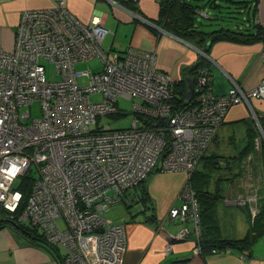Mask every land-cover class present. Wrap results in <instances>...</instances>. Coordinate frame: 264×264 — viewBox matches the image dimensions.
<instances>
[{
  "label": "built area",
  "instance_id": "obj_1",
  "mask_svg": "<svg viewBox=\"0 0 264 264\" xmlns=\"http://www.w3.org/2000/svg\"><path fill=\"white\" fill-rule=\"evenodd\" d=\"M107 33L101 16L85 23L66 0L21 14L14 50L0 49V206L11 214L21 209L23 193L15 187L31 174L32 190L19 221L37 227L62 249L63 264H123L126 228L106 219V211L129 202L131 190L155 170L183 172L187 180L177 197L181 204L172 205L165 220L193 224L171 240L193 232L197 254L198 201L187 181L233 106L247 105L259 125L252 102L264 99V79L251 90L232 80L229 92L217 96L210 70L203 68L194 78L192 99L178 109L176 80L160 71L157 54L129 47L110 56L103 49ZM94 58L102 70H77L79 62ZM42 60L56 66L60 80L47 79ZM80 78L89 84L82 86ZM95 94L102 95L100 103L91 101ZM119 98L137 100L135 118L130 128L112 130L100 119L124 113L117 107ZM34 102H40L41 117L33 119L24 108ZM147 118L166 125H147ZM256 197L226 202L244 205ZM58 220H64V228Z\"/></svg>",
  "mask_w": 264,
  "mask_h": 264
},
{
  "label": "crops",
  "instance_id": "obj_2",
  "mask_svg": "<svg viewBox=\"0 0 264 264\" xmlns=\"http://www.w3.org/2000/svg\"><path fill=\"white\" fill-rule=\"evenodd\" d=\"M56 1L59 0H0V49L14 50L19 18L24 11L51 8ZM235 1H247L249 8H255V22L264 27V0ZM66 2L70 11L85 23L90 22L94 16L103 18L104 27L108 31L106 37L112 38L111 48L107 51L109 54H124L129 47L155 52L160 71L176 81L183 78L184 69L195 66L203 55L191 43L175 37L153 23L159 19V0H139L137 12L129 10L117 0ZM152 28H156L158 35L152 32ZM263 51V42L247 45L220 41L213 44L206 59V66L211 73L213 94H227L232 87V80L246 90L257 87L264 79V61L261 58ZM252 109L257 114L264 115V99L254 100ZM252 118V110L247 105L233 106L215 141L210 145L208 154H239L246 143L247 126L244 122ZM185 180L186 175L183 172L154 171L147 182L151 197L149 204L152 205L148 210L137 203L138 189L130 192L129 206L134 202L140 205V210L128 221L117 223L125 225L126 228L127 253L124 264H264V236L256 243L252 255L234 248L205 256L194 254L197 236L193 232L183 241L173 242L172 249L165 253V247L171 242L170 236H175L185 227L193 228L191 223L183 225L165 220ZM222 186L228 190L230 185L223 183ZM218 214L223 238L238 240L247 235L249 222L242 209L220 203ZM169 221L175 224L174 228L170 223L167 224ZM61 253L64 254L63 250ZM0 264L63 263L48 249L33 245L23 235L6 227L0 230Z\"/></svg>",
  "mask_w": 264,
  "mask_h": 264
},
{
  "label": "trees",
  "instance_id": "obj_3",
  "mask_svg": "<svg viewBox=\"0 0 264 264\" xmlns=\"http://www.w3.org/2000/svg\"><path fill=\"white\" fill-rule=\"evenodd\" d=\"M138 1L139 0H117L119 4L124 5L134 12L138 10ZM202 1L205 3L203 7L213 10L215 13L213 16H209V14L206 13L208 19L220 20L222 18L223 9H226L230 14L241 15L242 22H237L240 18L235 16L236 22L232 23V25L225 27L221 26L213 31H206L201 29L196 21L197 14L200 15V13L206 12L202 7L193 4L190 0H159V19L153 23L175 37L191 43L205 54L200 56V61L195 66L184 69L183 78L175 82L174 104L178 109L183 108L187 103L185 100V94L188 88L187 79L196 78L199 70L207 68L206 59L209 56L213 44L220 41L247 45L257 42L264 43V27L260 23L255 22L257 20L255 17L256 10L255 8H249L247 1ZM243 16H245V18ZM155 29L156 28H152L151 30L158 35ZM115 116L124 117L127 116V114L121 113ZM257 116L260 126L257 125V122L253 118V120L251 119L244 122L247 126L246 143L239 154L236 156L208 154V148L198 167L187 181L195 191L198 201L201 234L197 245L200 247V254L202 256L233 248L245 254L252 255L256 243L264 236V183L262 187L258 185V191L256 188L252 189V186L250 187V192L257 194L255 202L246 201L244 205H232L226 202V200H236L238 196L240 200H246L251 196V194L246 195L247 191L244 190L241 182L238 184L239 179L246 171V164H251L252 167H254L255 170H253L256 177L259 178V176L263 174L264 180V137H261L259 132L260 127L264 135V115L257 114ZM147 119V125H152L154 127L166 125V121L160 119ZM169 137L170 134L167 132V139H169ZM163 156L164 155H162V157ZM157 170L160 171V169ZM149 177L134 189H140L137 203L142 204L147 210L151 209L152 206L149 204V202L151 203V197L147 185ZM261 180L260 178V181ZM33 181L34 177L27 173L17 182L15 189L23 193L21 209L17 213L11 214L0 206V230L6 227L12 228L23 235V237L29 240L33 245L48 249L63 263L64 254L61 253L62 249L51 245L37 227L19 221V215L28 202ZM223 183L230 185L228 190L223 188ZM125 203L129 205L128 202ZM220 203L236 206L242 209L247 215L249 231L244 238L231 240L222 237L218 214V205ZM254 206L258 207L257 212L253 209Z\"/></svg>",
  "mask_w": 264,
  "mask_h": 264
},
{
  "label": "rangeland",
  "instance_id": "obj_4",
  "mask_svg": "<svg viewBox=\"0 0 264 264\" xmlns=\"http://www.w3.org/2000/svg\"><path fill=\"white\" fill-rule=\"evenodd\" d=\"M190 1L193 4H196V5L200 6V7H202L206 11V13L209 14V16H213L215 14L213 10L203 7L205 5L204 1H202V0H190ZM235 16L240 18L239 20H237V22L238 21L242 22V20H241L242 16L241 15L230 14V13H228V11L226 9H223L222 18L220 20H210L207 17L204 18L201 14L200 15L197 14L196 15V21H197V24L199 25V27L201 29L206 30V31H213V30H216V29L220 28L221 26L222 27L230 26V25H232V23H235L236 22V19L234 18ZM111 43H112V38L110 36L106 37V40L104 39V41H103V49L106 52L109 51V49L111 48ZM115 53L116 52H112L110 54V56H113V54H115ZM42 63H43V65L46 68V76H47V79L49 81H58V80H60L61 76L57 73V68H56V66L53 63H51V62H49L47 60H42ZM76 68L79 71H85V70H89L90 69L91 72H97V71L102 70L103 64L100 61V59L94 58V59H90L88 61L79 62L77 64ZM79 83L82 86H87L89 84V81L86 78H80L79 79ZM90 99H91V101L93 103H100L103 100V97H102L101 94H95V95H91ZM134 101L137 102L136 99L127 100V99H124V98H119L118 99V103H117V107L120 108L124 113H126L127 116H124V117L123 116H121V117H117V116L104 117V118L100 119L101 123L104 124V125H109V127L112 130L130 128L131 124H132V121L135 118V115L133 113ZM24 110H30L31 111V116H32L33 119L41 117V105H40V102H34L31 106L25 107ZM259 132H260V136L264 137L260 127H259ZM253 169H254V167H252L251 164H246V169H245L246 171L243 173V175L239 179V183H238V184H240V182H241L242 187L244 188L245 191H247L246 195L247 194H251V196L253 195V192H250V187L252 186V189L256 188L257 191H258V188H259L258 185H260V187H262L263 183H264L263 174H261L259 176V178H258V177L255 176L256 174H254V170L255 169L254 170ZM35 176L38 177V173H36ZM260 178L262 179L261 181H260ZM186 180H187V175H186ZM186 180H185V182H186ZM133 191H135V190L132 189L131 192H133ZM137 192L140 193V189H138ZM173 202H174V204H172V205H175V206H179L181 204L180 203L181 200H179L178 198L174 199ZM253 209H255L256 212L258 211V207H256V206H254ZM139 210H140V205H138V204L133 202L129 206V205H126L125 201H123V202L117 203V204L112 205L111 207H109L108 210L105 213V217H106V219H108V220H110V221H112L114 223H122V222L128 221L132 215H135V214L139 213ZM57 223H58V225L61 228L65 227L64 220H58ZM169 223L171 224V227L174 228L175 224L170 222V221L167 224H169ZM178 223H180V222H178ZM180 224L184 225V223H180ZM177 225L179 226V224H177ZM183 229H185V228H183ZM170 241L172 242V243H170L171 249H172L173 242L183 241V239H181V240H171V239H169V242ZM168 244L165 247V253L167 252ZM194 251H195V249H194ZM194 254H196V253L194 252ZM197 254H200V252H198Z\"/></svg>",
  "mask_w": 264,
  "mask_h": 264
},
{
  "label": "water",
  "instance_id": "obj_5",
  "mask_svg": "<svg viewBox=\"0 0 264 264\" xmlns=\"http://www.w3.org/2000/svg\"><path fill=\"white\" fill-rule=\"evenodd\" d=\"M194 78H188L187 82H188V88H187V92L185 94V100H191L193 97V87H194Z\"/></svg>",
  "mask_w": 264,
  "mask_h": 264
}]
</instances>
